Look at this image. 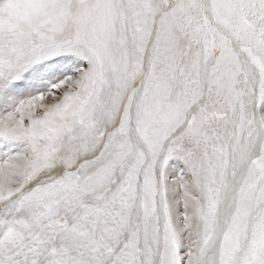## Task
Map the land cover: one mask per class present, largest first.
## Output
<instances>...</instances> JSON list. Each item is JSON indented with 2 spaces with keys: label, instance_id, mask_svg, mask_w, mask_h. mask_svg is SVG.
I'll list each match as a JSON object with an SVG mask.
<instances>
[{
  "label": "snow or ice",
  "instance_id": "1",
  "mask_svg": "<svg viewBox=\"0 0 264 264\" xmlns=\"http://www.w3.org/2000/svg\"><path fill=\"white\" fill-rule=\"evenodd\" d=\"M0 264H264V0H0Z\"/></svg>",
  "mask_w": 264,
  "mask_h": 264
}]
</instances>
